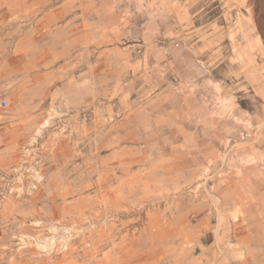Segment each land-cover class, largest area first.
<instances>
[{
  "label": "rangeland",
  "instance_id": "rangeland-1",
  "mask_svg": "<svg viewBox=\"0 0 264 264\" xmlns=\"http://www.w3.org/2000/svg\"><path fill=\"white\" fill-rule=\"evenodd\" d=\"M261 1L0 0V264H264Z\"/></svg>",
  "mask_w": 264,
  "mask_h": 264
},
{
  "label": "crops",
  "instance_id": "crops-1",
  "mask_svg": "<svg viewBox=\"0 0 264 264\" xmlns=\"http://www.w3.org/2000/svg\"><path fill=\"white\" fill-rule=\"evenodd\" d=\"M256 28L258 29V33H259V35L261 37V42H262V47L261 48L264 49V0L261 1V13H260V16H259V20L257 19ZM243 44L246 45V40H243ZM244 45H243V53L247 52L248 58L243 57V65L246 66V69H242L243 82L245 81L248 84H253L254 85L256 80H258L260 82L257 83V84H259V85H260V83L263 84L264 83V65L262 67H260L259 70L257 71L258 74H259L257 77L254 76V72L251 71V67L249 65V59H250L249 58L250 57L249 53L250 52L251 53H255V50L259 49L258 48L259 46L256 45L255 40H251V39H249L248 42H247V48ZM244 47H245V49H244ZM259 85L257 87L260 88ZM208 128L209 127H207L205 124H203L202 121L199 122V126H197V144L199 146H202V148L203 147H207V145H209L211 148L214 147V144H210V138L211 137L208 138V135H206L207 134L206 130ZM199 132H201L202 134L200 135ZM208 139H209V142L207 143Z\"/></svg>",
  "mask_w": 264,
  "mask_h": 264
},
{
  "label": "bare ground",
  "instance_id": "bare-ground-1",
  "mask_svg": "<svg viewBox=\"0 0 264 264\" xmlns=\"http://www.w3.org/2000/svg\"><path fill=\"white\" fill-rule=\"evenodd\" d=\"M0 5H1V3H0ZM13 13V12H12ZM145 190H147V188L145 187ZM106 205L108 206V203H107V201H106ZM110 207L113 209V210H116V209H120V205L119 204H117V203H115V204H111L110 205ZM107 223V222H106ZM112 224H114V223H112ZM111 225V224H110ZM115 226V227H114ZM113 227H112V225L110 226V227H108V228H110V230L109 231H107V229L108 228H106V227H101L100 228V231L97 233L96 232V236L98 237V239H97V241L99 240V238H103V237H106V238H113V237H116L115 235L113 236V233H111V230L113 229V228H116V225H114ZM68 240V239H67ZM111 240H113V239H111ZM95 244H96V247L98 246L97 245V243L95 242ZM67 245V248L68 249H70V244L68 243V241H66V243H65V246ZM100 246V245H99ZM72 248H73V246H72ZM97 249V248H96ZM71 250V249H70Z\"/></svg>",
  "mask_w": 264,
  "mask_h": 264
},
{
  "label": "built area",
  "instance_id": "built-area-1",
  "mask_svg": "<svg viewBox=\"0 0 264 264\" xmlns=\"http://www.w3.org/2000/svg\"><path fill=\"white\" fill-rule=\"evenodd\" d=\"M1 105L6 106V105H7V101L4 99V100L1 102Z\"/></svg>",
  "mask_w": 264,
  "mask_h": 264
}]
</instances>
